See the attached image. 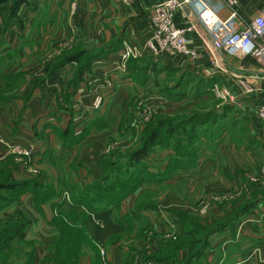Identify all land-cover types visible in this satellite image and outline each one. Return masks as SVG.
Instances as JSON below:
<instances>
[{
    "label": "crops",
    "instance_id": "obj_1",
    "mask_svg": "<svg viewBox=\"0 0 264 264\" xmlns=\"http://www.w3.org/2000/svg\"><path fill=\"white\" fill-rule=\"evenodd\" d=\"M129 1L0 0V167L11 164V181L23 191L0 207V221L17 216L29 222L24 239L12 240L8 250L28 244L30 264H43L55 242L54 220L70 210L78 189L106 176L103 162L137 148L157 119L187 116L199 103L217 100L219 131L203 132L196 164L168 174L175 149L156 147L144 159L155 179L144 180L111 216H131L132 232L107 242L98 259L84 249L76 264H264V199L258 193L262 202L234 228L210 237L203 258L192 260L194 246H170L184 232L183 217L211 226L264 191L250 183L264 164V123L256 114L264 107V68L253 57L228 56L187 5L174 22L187 30L198 59L154 56L144 47L153 37L152 9L164 0ZM211 1L220 18L230 16L229 8ZM237 11L247 25L264 14V1L238 0ZM128 50L137 59H124ZM178 80L190 85V93L196 83L211 86L201 97H181L174 94ZM226 103L234 109L222 115ZM14 146L34 147L31 158H6ZM202 199L217 204L204 216L194 208ZM4 254L0 250V264H6Z\"/></svg>",
    "mask_w": 264,
    "mask_h": 264
},
{
    "label": "trees",
    "instance_id": "obj_2",
    "mask_svg": "<svg viewBox=\"0 0 264 264\" xmlns=\"http://www.w3.org/2000/svg\"><path fill=\"white\" fill-rule=\"evenodd\" d=\"M106 52L108 51H101L99 54L103 55ZM135 59L137 58L131 57L128 62ZM177 82L174 94L181 97H201L211 86L205 82H199L191 86L193 93H190V85L187 82H182V80ZM218 104L217 100L213 102L210 100L207 103H199L196 111L190 115L169 117L161 121L157 119L146 127L137 148L129 152L115 153L114 160L103 162V166L107 169L106 176L83 189H78V193L73 197L70 210L54 220H57L53 224L55 242L51 251L44 257L43 264H76L75 256L87 248L94 251L98 259L101 254L100 248L107 245V242H119L125 235L130 234L133 230L131 216L125 215L123 221L122 219L113 220L111 216L114 210L119 211L122 201L132 194L142 182H145L144 180L155 179L156 176H152L144 164L145 157L156 147L166 149L172 146L175 149V156L170 161L168 174L181 168L194 166L198 159V151L202 147L203 132L212 131L215 134L219 131V128L214 129L216 119L220 117L216 109ZM208 108H210L209 112L205 113L204 111H208ZM221 108L222 115L234 109L228 104L222 105ZM203 125L207 127L203 130L199 129ZM223 128L228 130L226 124ZM9 157L14 156L8 155L6 158ZM10 173L11 164L4 163L0 167V207L13 203V199L23 192L18 189V184L11 181ZM257 193L264 199V191L255 192L253 198L243 203L226 219L211 226H204L196 217H183L184 232L178 241L170 246H194L192 260L203 258L210 237L225 228H234L242 217L262 202L258 200ZM27 225H29L28 221H21L17 216H12L10 219L2 218L0 221V250L5 253L6 264L31 263L33 249L29 248L28 244H20L8 250L12 240L21 242L24 239Z\"/></svg>",
    "mask_w": 264,
    "mask_h": 264
},
{
    "label": "built area",
    "instance_id": "obj_3",
    "mask_svg": "<svg viewBox=\"0 0 264 264\" xmlns=\"http://www.w3.org/2000/svg\"><path fill=\"white\" fill-rule=\"evenodd\" d=\"M126 6L130 5L129 0H121ZM230 9L231 13L227 19L219 17L217 11L210 5L211 0H164L155 6L151 12L152 39L144 47L145 51L154 56H160L163 53H175L186 57L188 61L195 62L198 59L196 51L191 49L186 38V29L178 28L175 25L174 18L177 11L184 5L194 6V13L198 21L212 37L215 44L228 55L232 57L255 58L264 68V14L259 15L253 22L243 25L239 19L237 11L238 0H216ZM264 1V0H263ZM133 56L132 51L124 52V59ZM246 90L250 93L251 87L246 85ZM217 94L225 97L217 90ZM101 99L95 102L99 107ZM258 118L264 123V107L257 109ZM149 118L146 112L145 120ZM34 151V147L25 149L19 146L9 147L7 155H13L18 160H29ZM30 172L37 174L38 170L28 166ZM250 182L264 189V164L260 173L250 177ZM200 214L207 212V206H200ZM197 212V211H196ZM175 231L173 230V233ZM171 233L168 237L173 236ZM104 256V253H102Z\"/></svg>",
    "mask_w": 264,
    "mask_h": 264
},
{
    "label": "rangeland",
    "instance_id": "obj_4",
    "mask_svg": "<svg viewBox=\"0 0 264 264\" xmlns=\"http://www.w3.org/2000/svg\"><path fill=\"white\" fill-rule=\"evenodd\" d=\"M222 102H224L225 103V101L224 100H221ZM226 104H229V103H226ZM15 157V156H14ZM17 160H18V158L17 157H15ZM19 161V160H18ZM251 183V182H250ZM256 186V185H255ZM258 186V185H257ZM256 186V187H257ZM252 187V186H251ZM249 188V187H248ZM245 189H247L246 188V186H245ZM67 197V196H66ZM215 205H217L215 202H209L208 201V199H202V200H200V201H198L195 205H194V208H196L197 209V213H195V214H198V215H205L204 213L203 214H200V212H199V210L201 209V207L200 206H207L208 207V209H210V208H212V207H214ZM208 209H207V211H208Z\"/></svg>",
    "mask_w": 264,
    "mask_h": 264
},
{
    "label": "water",
    "instance_id": "obj_5",
    "mask_svg": "<svg viewBox=\"0 0 264 264\" xmlns=\"http://www.w3.org/2000/svg\"><path fill=\"white\" fill-rule=\"evenodd\" d=\"M264 198V197H263Z\"/></svg>",
    "mask_w": 264,
    "mask_h": 264
}]
</instances>
